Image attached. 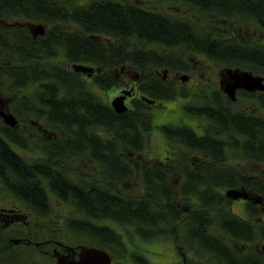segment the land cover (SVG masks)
Masks as SVG:
<instances>
[{
	"label": "flooded vegetation",
	"instance_id": "flooded-vegetation-1",
	"mask_svg": "<svg viewBox=\"0 0 264 264\" xmlns=\"http://www.w3.org/2000/svg\"><path fill=\"white\" fill-rule=\"evenodd\" d=\"M149 7L180 13L190 18L200 33L219 37L222 43L238 36L252 52L216 54L201 49L169 52L157 46L161 54L176 57L184 67L158 72L160 88L149 86L136 65L130 62L117 64L118 60L114 59L106 68H101L94 61H68L61 56L59 48L56 53L60 55L55 59L66 71L77 73L90 84L92 92L109 106L112 107L114 97L124 96L127 109L133 110L140 105L150 115L151 130L147 134L144 157L161 165L167 173V186L176 190L174 202L182 212L179 233L186 235L184 239L193 245L196 242L195 230L187 228L186 220L196 212L198 201L193 195H182L181 189L191 184L194 172L224 173V178L230 179L231 184L223 187L222 199L227 202L225 208L239 218L235 225L241 227L237 230L241 240L235 241L231 235L222 234L213 226H206V231L220 233L225 249L235 250L241 257V264H264V0H164ZM44 27L45 34L47 26ZM96 39L109 43L106 37ZM233 56L241 57L240 61L230 60L226 65L220 62ZM97 57L102 59L100 54ZM10 71L0 69V264H57L58 255L68 260L79 259L81 247L105 250L84 234L71 230L68 223L73 217V209L66 199L68 196H56L53 191L60 188L59 193H62L64 188H78L79 175L84 181L96 172L97 180L102 181L99 157L104 156V150L94 152L98 156L97 162L88 160L84 153H72L68 147L71 133L62 132L56 116H49V112L53 115L54 111L40 99L42 86L23 84L22 75H17L18 84H14L9 78ZM244 74L259 77L257 84L240 78ZM104 75L109 78L107 87L102 80ZM228 85L233 89V95L225 90ZM143 88L151 92L144 93ZM226 101L246 115L244 126L234 124L236 131L230 130L224 135L229 146L243 144L242 150L217 142L219 127L215 114L217 105ZM68 114L66 120L70 119ZM153 115L159 120L156 128L160 132L156 134L151 133ZM249 116L256 123H250ZM227 122L223 120L224 126ZM256 127L262 130L256 132ZM157 134L161 135V145L153 146L152 137L158 139ZM63 138L67 141L65 147L61 143ZM202 147L209 150L212 158L205 159L199 150ZM62 155L66 159L61 158ZM218 155L224 158L219 163ZM57 165L71 169L65 181L60 178L58 182L56 177L52 181L42 178L35 182L20 179L24 174L37 171L57 173ZM132 166L138 168L135 158ZM126 184L131 186L136 181L127 180ZM215 184L209 183V186L216 188ZM229 190L238 191L239 195H228ZM171 225L175 226V223ZM163 241H171L177 258L174 264H208V261L221 264V258L225 257L221 252L220 259L215 260L216 252L219 253L217 245L213 250H199L188 244L183 246L175 238L168 237ZM111 264H114L112 256Z\"/></svg>",
	"mask_w": 264,
	"mask_h": 264
},
{
	"label": "trees",
	"instance_id": "trees-1",
	"mask_svg": "<svg viewBox=\"0 0 264 264\" xmlns=\"http://www.w3.org/2000/svg\"><path fill=\"white\" fill-rule=\"evenodd\" d=\"M163 1L0 0V19L10 21L12 17L22 18L47 26L45 34L32 37L24 27L0 25V69L12 71L9 78L14 84H18L17 75H22L23 84L42 86L40 99L46 101L48 108L54 111L53 115L49 112V116H56L57 126L62 128V132L71 133L68 147L72 153H84L88 160L97 162L98 156L94 152L104 150V156L99 157L102 161L99 167L102 181L97 180L95 172L84 181L79 175L78 188H64L62 193H59L60 188L53 189L56 196H68L66 199L73 209V217L68 225L74 233L84 234L111 256L115 253L123 256L127 252V243L132 237L130 229L145 241L170 237L183 246L188 244L199 250H213L217 245L219 253L216 252L215 260L220 259L222 252L225 257L221 258V264H241L240 255L237 256L235 250H226L218 233L222 231L235 241L241 240L237 233L241 227L235 225L239 218L225 208L227 202L221 195L223 187L231 184V180L225 179L224 173L200 170L193 173L195 177L191 179V184L181 189L182 195H193L198 201L196 212L186 220L187 228L195 230L193 236H196V242L193 245L190 240L184 239L186 235L179 233L178 223L181 222L179 216L182 212L174 202L176 190L167 186L166 171L159 163L144 157L147 134L151 129L150 115L138 104L133 110L126 108L122 112L115 111L92 92L90 84L77 73L66 71L55 59L60 55L56 53L59 48L61 56L64 55L68 61H94L101 68H106L114 59L118 60L117 64L130 62L136 65V70L149 86L160 88L158 72L184 67L176 57L161 54L157 46L169 52L187 49L188 52L201 49L216 54L252 52L251 47L238 36L222 43L219 37L200 33L191 19L180 13L149 7L152 3ZM96 37H106L109 43H102ZM98 54L102 59L97 57ZM240 59L233 56L220 62L226 65L230 60ZM104 76L102 80L107 87L109 78ZM94 78L97 84V76ZM143 91L151 92L146 88ZM229 103L220 102L217 105L220 111L217 110L215 114L216 126L219 127L216 131L217 142L222 146L230 145L226 142L225 134L230 130L235 132V125L244 126L246 123V115ZM66 113H69V120H66ZM248 118L250 123H256L252 116ZM223 120H228L225 126ZM254 130L260 132L262 129L256 127ZM61 143L65 147L67 141L63 138ZM229 147L240 148L237 150L245 148L243 144ZM199 150L205 159L212 158L207 148ZM60 157L66 159L63 155ZM134 158L138 160V168L132 166ZM223 159L218 155L217 162ZM56 169L57 173L43 174L37 171L24 174L20 179L35 182L42 178L52 181L56 177L59 182L60 178L64 181L69 178L67 172L71 169L58 165ZM127 180H135V187L132 188V184L128 186ZM213 182L216 188L209 186ZM118 226L124 227L129 236ZM206 226L219 228L218 232H207ZM129 256L137 264H150L139 253ZM207 263L211 264L209 261Z\"/></svg>",
	"mask_w": 264,
	"mask_h": 264
},
{
	"label": "water",
	"instance_id": "water-1",
	"mask_svg": "<svg viewBox=\"0 0 264 264\" xmlns=\"http://www.w3.org/2000/svg\"><path fill=\"white\" fill-rule=\"evenodd\" d=\"M0 25L3 26H19L26 28L32 37H36L37 35L44 34L45 30V24L38 23L22 18H12L10 21H7L5 19H0ZM85 68L82 67V70ZM185 77V76H182ZM240 78L246 81L254 82L257 84V81L259 80L254 77L247 76V74L242 75ZM230 95H233V89L228 85L225 89ZM123 97L124 96H116L112 99L111 105L117 112H122L126 109V106L123 103ZM11 117V116H10ZM228 195H233L236 197L239 195L238 191L235 190H229L227 191ZM57 264H111V256L110 254L103 249H98L95 247H81L80 253H79V259L77 260H68L65 256H59L57 258ZM189 264H204L202 262H192Z\"/></svg>",
	"mask_w": 264,
	"mask_h": 264
},
{
	"label": "rangeland",
	"instance_id": "rangeland-1",
	"mask_svg": "<svg viewBox=\"0 0 264 264\" xmlns=\"http://www.w3.org/2000/svg\"><path fill=\"white\" fill-rule=\"evenodd\" d=\"M175 109L177 107L174 105ZM156 107H154L155 109ZM154 116V115H153ZM153 122V129L151 131L152 134H156L158 128H156V124L159 123V120L156 116L152 118ZM151 130V129H150ZM150 132V131H149ZM160 132V131H159ZM158 139L153 140V146L161 145V135L157 134ZM127 187V186H126ZM135 187V185H132V188ZM125 188V186H124ZM129 188V187H128ZM119 230L122 232L127 233V236H129L128 232H126V229L122 226H118ZM117 231V230H116ZM120 233V231H118ZM130 234L132 237L129 238L130 241H128V250L123 256H119L116 253L112 255L113 263L116 264H137L134 260L131 259L129 256L133 253H139L141 254L150 264H174L176 261V256L173 254V246L171 244V241H163V239L158 240H152V241H145L136 236L131 230L129 229ZM133 238V239H132Z\"/></svg>",
	"mask_w": 264,
	"mask_h": 264
}]
</instances>
